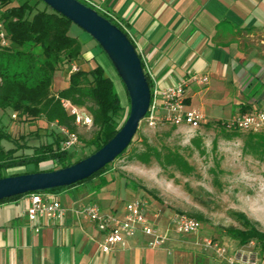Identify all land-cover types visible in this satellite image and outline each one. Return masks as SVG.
<instances>
[{
  "label": "crops",
  "instance_id": "obj_1",
  "mask_svg": "<svg viewBox=\"0 0 264 264\" xmlns=\"http://www.w3.org/2000/svg\"><path fill=\"white\" fill-rule=\"evenodd\" d=\"M92 1L129 30L160 88L208 77V85L187 89L189 108L204 113L195 100L210 97L240 114L264 110V0ZM44 195L60 201L67 212L61 222L39 220V233L28 219L30 195L0 203V264H228L196 235L173 234L167 246L154 250L139 234L105 254L104 235L74 213L83 207L78 187ZM116 210L102 211L123 215V207ZM259 264H264L263 249Z\"/></svg>",
  "mask_w": 264,
  "mask_h": 264
},
{
  "label": "rangeland",
  "instance_id": "obj_2",
  "mask_svg": "<svg viewBox=\"0 0 264 264\" xmlns=\"http://www.w3.org/2000/svg\"><path fill=\"white\" fill-rule=\"evenodd\" d=\"M26 1L31 4L38 2L13 0L12 5L20 6ZM44 8L45 5L40 3L39 9ZM69 35L78 38L83 44L84 70L89 72L97 66H104L107 76L111 75L115 79L127 114L128 95L109 58L96 41L77 25L73 24ZM40 51L39 48L32 49L35 54H40ZM63 71L64 67L55 74L53 93L64 89L68 83ZM76 108L82 122L77 124L78 143L69 151L76 154L73 162L80 158L81 151L86 156L91 154V142L98 132L89 111L95 106L89 103L88 107ZM195 108L203 109L204 112L199 111L204 116V121L198 130L188 127L174 128L167 124L152 128L143 121L126 154L110 164L104 175L110 182L109 185L98 192L95 191L92 188L100 184V179L97 178L92 183L78 187L82 206H97L101 210L118 212L114 211L115 208H125L129 202H142L147 212L158 216L161 227H167L170 219L176 214L193 218L196 215L202 216L203 221H199L197 238H209L220 245L227 244L225 246L232 249L241 246L230 239L225 230L232 226L242 228L236 213L245 214L252 224L264 233V146H249V134L246 132H239L231 139L222 133L219 122L223 124L229 118L240 114L232 105L215 104L212 98L206 97L197 98ZM0 127L14 138L13 143L3 141V148L11 150L19 147L17 156H31L36 148L54 142L55 136L63 137L57 128L49 125L44 119L32 120L17 113H4L1 109ZM144 142L164 152L166 149L179 152L193 168L192 172L185 175L176 167L163 168L155 161L150 165L138 162L135 156L142 151ZM56 168L54 163L48 162L40 165L38 170L49 171ZM35 170L34 165H29L26 168L9 170L6 174H24ZM133 183L147 188L153 195L141 189H134ZM250 244L246 247L253 249ZM254 249L260 253L263 248L258 244Z\"/></svg>",
  "mask_w": 264,
  "mask_h": 264
},
{
  "label": "trees",
  "instance_id": "obj_3",
  "mask_svg": "<svg viewBox=\"0 0 264 264\" xmlns=\"http://www.w3.org/2000/svg\"><path fill=\"white\" fill-rule=\"evenodd\" d=\"M78 1L92 8L82 0ZM40 3L43 2L38 0L36 4H31L26 1L20 6H13V0H0V22L4 26L10 43L9 48L0 47V109L4 113H17L21 117H28L32 120L44 119L49 125L58 123L76 133V117L71 115L70 110L64 106L63 102H69L72 106L80 108L88 107L89 103H92L95 108H90L89 111L98 132L91 142L93 147L91 154L86 156L81 151L80 158L73 162L76 154L60 149L63 140L61 136H55L54 142L36 148L31 156H17L19 147L11 150L3 148V141L13 143L14 138L0 127V179L22 175H7L6 173L12 169L26 168L29 165H34L36 170L24 174L52 172L71 167L106 146L123 128L130 115V98L126 88L129 100L127 114L116 85L107 76L104 68L97 66L89 72L82 68L84 65L83 44L78 38L69 35L73 23L44 3L45 8L40 10ZM96 11L126 34L111 17ZM33 48H39L40 54L33 53ZM102 52L104 53L103 50ZM72 65L80 67L81 70L70 74ZM63 67V75L69 79V85L67 88L53 93L55 74ZM146 77L152 90L153 82L148 74ZM247 112L243 110V113ZM218 125L222 126V133L226 134L229 139L240 132L228 131L220 122ZM226 132L233 134L229 135ZM246 133L249 134V146H258L259 148L264 146V130L258 133ZM132 143L133 141L130 146ZM127 151L128 149L117 159L124 156ZM135 159L144 165H150L155 161L163 168L176 167L185 175L193 170L179 152L172 149H166L164 152L147 142H144L142 151L136 153ZM48 162L54 163L57 168L49 171L38 170L40 165ZM109 166L91 178L71 187L41 193L50 194L76 188L92 183L97 178L100 179V184L92 189L98 192L110 183L104 176ZM133 187L153 195V192L137 186L135 183H133ZM24 196L27 195L17 196L0 203ZM236 217L242 223V228L229 227L225 230L226 235L237 242L239 246L257 242L264 250V233L259 231L245 214L236 213ZM194 218L198 222L203 221L202 216L196 215Z\"/></svg>",
  "mask_w": 264,
  "mask_h": 264
},
{
  "label": "built area",
  "instance_id": "obj_4",
  "mask_svg": "<svg viewBox=\"0 0 264 264\" xmlns=\"http://www.w3.org/2000/svg\"><path fill=\"white\" fill-rule=\"evenodd\" d=\"M82 1L95 10L111 17L122 27L134 44L133 36L119 19L92 0ZM9 46L10 43L6 31L0 22V47L9 48ZM80 70V67L72 65L69 73L72 74ZM144 71L152 80V76L146 66H144ZM208 84L209 79L206 76H193L166 89H162L153 83L151 105L144 121L152 128L159 124H167L174 128L188 127L192 130H198L202 127L204 116L199 111L187 106L186 91L192 85L202 86ZM63 104L70 110L71 115L76 117V124H80L82 118L78 109L69 102H63ZM51 126L57 128L58 132L63 136L60 144L62 151H70L78 143V135L76 133L60 126L58 123H53ZM223 127L228 131L261 132L264 130V110H255L233 116L223 123ZM66 212V208L60 201L51 200L41 193L30 194L28 219L37 233L40 232L39 220H47L50 223L61 222ZM74 213L77 217L88 218L104 235L101 248L105 254H110L116 246H125L127 240L139 234L147 239L148 248L158 250L167 246L173 234L194 236L200 230V223L195 218L185 214L174 215L170 219L168 226L163 229L157 220L158 216H153L147 212L142 202L127 203L123 215L103 212L97 206H83L74 210ZM201 242L205 248L212 249L218 258L228 264H259V252L254 249L258 245L257 242H251L250 246L254 247L253 249L246 246L232 249L225 245H220L209 238H203Z\"/></svg>",
  "mask_w": 264,
  "mask_h": 264
},
{
  "label": "water",
  "instance_id": "obj_5",
  "mask_svg": "<svg viewBox=\"0 0 264 264\" xmlns=\"http://www.w3.org/2000/svg\"><path fill=\"white\" fill-rule=\"evenodd\" d=\"M40 1L81 28L104 51L127 90L130 115L106 146L71 167L0 179V202L21 195L71 187L91 178L128 149L151 105V88L142 58L127 34L78 0Z\"/></svg>",
  "mask_w": 264,
  "mask_h": 264
}]
</instances>
